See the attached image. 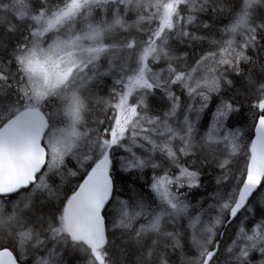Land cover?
I'll use <instances>...</instances> for the list:
<instances>
[{"label":"snow or ice","instance_id":"6c2138e0","mask_svg":"<svg viewBox=\"0 0 264 264\" xmlns=\"http://www.w3.org/2000/svg\"><path fill=\"white\" fill-rule=\"evenodd\" d=\"M262 11L264 0H61L52 7L40 0L35 9L31 0H0V29L18 37L8 61L16 72L0 64V239L7 234L20 256L18 261L0 244V264H26L29 254L31 264H67L69 248L86 253L87 264H110L105 217L113 202L112 228L127 234L140 251L137 264H170L175 253L180 264H217L225 235L219 229L234 221L235 237L224 249L227 264H251L252 252L264 257V220L246 227L255 216L250 201L254 195L264 199V82L251 74L244 80L259 93L251 105L255 139L250 145L242 146L241 132L227 127L239 111L228 100L216 105L208 130L196 140L197 123L212 97L222 86H233L225 71L245 76L241 65L256 63L249 50L264 49ZM209 12L213 18L229 17L215 29L224 37L220 40L198 34L213 29L200 19ZM129 13L135 16L131 22L125 19ZM117 29H135L146 39L106 43ZM195 43L215 50L189 67L188 53L176 55L173 44ZM109 54H122L119 65L111 59L106 67L101 64ZM110 75L117 77L110 99H94L93 85ZM174 89L199 107L188 104L181 111ZM157 98L165 102L158 114L150 103ZM91 105H102L105 118L89 119ZM200 145L224 146L221 170L246 148L242 178L226 195L212 194L215 203L207 209L191 204L182 191L200 187V173L181 163ZM117 153H123V172H159L149 184L151 203L142 192L117 194L112 175ZM69 163L83 170L82 182L57 206L58 186L52 181L59 177L63 184L64 171L77 175ZM227 178L225 171L217 183ZM210 210L216 215L204 219ZM140 220L145 223L134 228ZM181 220L187 221L185 233L165 230V224L175 227ZM186 248L195 249L196 256L188 258Z\"/></svg>","mask_w":264,"mask_h":264},{"label":"trees","instance_id":"16d2710c","mask_svg":"<svg viewBox=\"0 0 264 264\" xmlns=\"http://www.w3.org/2000/svg\"><path fill=\"white\" fill-rule=\"evenodd\" d=\"M60 2L61 0H48V5L49 7H52V6H55L56 4H59ZM224 2L225 4H228L230 3V0H224ZM31 4H32L33 9H35L40 6V0H31ZM260 15L264 16V11H262ZM133 18H135L134 15H133ZM200 19L206 20L208 21V23L212 24L213 29L212 30L202 29L200 30L198 34L209 36L210 38H214L217 40H220L223 38L222 35L219 32H217L215 29L218 27H223L224 25L229 23V17L227 14L219 15L216 18H213L212 13L209 12L208 14L201 16ZM17 38H18L17 35L5 34L3 29H0V43H2L3 45L2 47H0V64H2L6 68V70L11 71L12 73L16 72V68L14 65L9 64L8 61L11 60V51L17 41ZM131 38H135L138 42L144 40L142 37H140L139 31L132 29L127 32L119 31L116 35L107 37L105 42L119 45V44L126 42L127 40ZM260 43L261 45H264V40H261ZM208 45L209 44L207 43H203V44L195 43L191 47H185V46H178V45L173 44V47L176 49V55H180L183 52L188 53V59L186 63L189 67H192L195 64V61L199 59V57L202 54L208 51L215 50L214 47L210 45L208 46ZM248 54L253 57L256 63L241 65L242 71L245 73V76L243 77L239 76L236 73L232 72L230 69H227L225 71V75L228 77V79L233 81V86L232 87L222 86V92L220 93V95L219 96L214 95L212 97L210 107L205 110L204 112L205 114L202 113L203 115H201L200 123H197L196 140L198 143L200 141V138L203 136V134H205L206 131L208 130V124H209L208 121L211 118V114L215 111L216 105L220 104L221 100L234 101L238 107L240 106L239 107L240 110L238 112L233 113L226 123H227L228 128L233 129V130L238 129L241 132L242 137L244 139L242 146L250 145L251 140L254 139L255 128L253 127V124H254L253 112L255 110L251 108V105L253 104V102H255L259 98V93L254 87L251 89L246 87L244 84V80L248 74H251L255 81L264 82V71H262V69H264V49L257 48L255 51L249 50ZM162 66L163 64L156 66V67H162ZM115 78L117 77L110 75V76L105 77L103 82L99 86L93 85L92 92H91V95L93 96V98L94 99L95 98L110 99L109 91L114 86ZM176 94L181 97V111H183L184 107L190 104V102H184V94H182L179 90H176ZM8 99H11V96H9ZM150 103L153 106V108L156 110V114H158L159 111L163 109V105L165 104L164 101L158 98L152 99ZM91 106L93 107V113L89 116V119L105 118L100 113V109L103 107L102 105H91ZM0 110H3V109H0ZM48 111H51L50 108L48 109ZM110 114L111 113L109 112V115ZM201 147H204V149H206L205 146L203 145H201ZM202 151L203 149L199 147L195 155L183 157V160H181V163H183L185 166L190 165L189 167L192 170L198 171L200 173V187L192 188V189L185 188L182 191L186 193L185 194L186 198L191 204L198 205L199 207L207 209L209 204L215 203V201H213L210 198L213 193L215 192L217 193L218 191L219 193L226 195L232 188L236 187L238 180L242 178V173L244 171V167L246 163V157L244 155L246 148H244L239 155L235 156L234 158L233 157L231 158L232 159L231 164H230L231 167L229 166V168L227 169L228 172L226 170L227 177H228L227 180L231 178L230 179L231 181H228L227 183L225 181L221 183V185L223 186L220 185L219 187L215 186L214 180L218 176L221 179L225 175L224 170H221L218 167V164H219V161L225 157L226 150L223 145L209 146V152H211V156L216 155V157L214 156L213 157L214 159L212 158L214 161L207 162V163H204L205 161L204 162L201 161V160H205V158L203 157ZM121 155H123V153H117L116 158L114 159V162H113L112 175H113L114 185H115L117 194L123 193L124 195L121 196V198H126L130 190L133 193L142 192L146 198H149L148 202L151 203L152 201L150 197L152 196V194L149 188V184L151 182L153 175H157L159 174V172L158 171L153 172L151 170L143 171V173L136 172L132 174L123 172L120 170V167H119L120 166L119 157ZM157 159L159 160V157H157ZM68 167L74 171H77V175L70 176L68 175L67 171H64L63 184H61L59 177L54 178L52 181L54 187L58 186L57 192H58L59 199L55 201L57 206L59 205L60 200H62L65 196H70L75 186L78 183L82 182L81 177L83 175V170L79 171V169L75 167L74 163H69ZM86 168H87V165H86ZM11 199L14 201L18 199V197L13 196ZM262 200H263V203L260 202L258 196L254 195V197L250 201L252 204L255 216H254V219L250 220V222L246 224V227L249 229L252 227L253 224L259 222L260 220H264V199ZM115 207L116 205L113 202L108 208V215H106L107 226L109 228V233H108L109 244L106 246L105 250L109 253L108 259L110 261V264H137L138 257L140 256V251L131 241L128 240L127 234H122L120 230H116L112 228L113 221L116 219V212L113 213L112 211ZM8 211H10V207L7 206V202H6V212ZM193 211H195V209H193ZM209 215L214 216L216 215V212L214 211L208 214L206 217H204V219L207 220L209 218ZM138 223L139 224L145 223V221L144 220L138 221L137 224H134V228L139 226ZM186 224H187V221L185 220H181V222L179 221L178 224L175 226V228L172 225L165 224V230L167 231H177L178 230L182 233H185ZM237 224H238V221H234L232 225L226 228L224 232L225 235L223 236V239H222L221 254L219 256V259L217 260V264H227L228 254L224 252V249L229 244L232 243V240L234 239L236 231H237ZM223 229L224 227H221L219 230L223 231ZM162 243L164 242L162 241ZM0 244H2L3 247H9L10 249H12L14 253L16 254V256H18L17 257L18 260L20 259L19 253L13 247L12 239L8 237L7 234L2 235V239H0ZM196 254L197 253L195 249L186 248V256L188 258H194ZM64 259L67 262V264H87L88 255L86 253H81L79 251H72L71 248H69L68 250L65 251ZM250 261H251V264H261V262L264 261V257L259 255L257 252H252L250 254ZM26 264L28 263L26 262ZM170 264H180L179 253L171 254Z\"/></svg>","mask_w":264,"mask_h":264},{"label":"rangeland","instance_id":"374dc122","mask_svg":"<svg viewBox=\"0 0 264 264\" xmlns=\"http://www.w3.org/2000/svg\"><path fill=\"white\" fill-rule=\"evenodd\" d=\"M99 11V10H98ZM95 19L96 20H98V19H100V13L99 12H97L96 13V15H95ZM108 19L110 20L111 19V16H109L108 17ZM125 19L127 20L128 19V21L129 22H131L132 20H134L135 18H133V14L132 13H129L126 17H125ZM77 27H79V25H77ZM144 27H146V26H144ZM119 31H121V30H119V29H117L111 36H114V35H116ZM140 37H142L144 40L146 39V36L145 35H143L141 32H140ZM121 58H122V54H116V55H113V54H109L108 56H106L105 58H103L102 60H101V64L102 65H104L105 67L107 66V60H109V59H111L112 60V62L113 63H116L117 65H119V63H120V60H121ZM184 102H190V104L192 103L194 106H198L199 107V104L197 103L198 101H196V100H190L189 101V98L186 96V95H184ZM50 110L52 111V109L50 108ZM201 120V119H200ZM200 120H199V122L198 123H200ZM209 124H208V127L210 126V124H211V118L209 119ZM204 135V134H203ZM243 137H242V135H241V138H240V143H241V145H243ZM220 146V145H219ZM200 148H201V145L199 146ZM203 148V151H202V154H203V157L205 158V160H201L202 162H204V163H207L208 161L209 162H211V161H213V157L214 156H216V155H214V156H211V152H209V147H205L206 149L204 150V147H202ZM208 150V151H207ZM205 152V153H204ZM207 154V155H206ZM211 157V158H210ZM213 158V159H212ZM210 159V160H209ZM182 160H183V158H182ZM165 163V166H168L167 165V163L166 162H164ZM192 163V162H191ZM120 167V166H119ZM118 167V168H119ZM85 168H86V165H85ZM146 170H151V171H153L152 169H145L144 171H146ZM79 171H82V170H79ZM218 178H219V176L218 177H216L215 178V180H214V182H215V186H217V187H219L220 185H221V183L222 182H228V180H221V183H217V180H218ZM220 179V178H219ZM229 181H230V178H229ZM259 200H260V202L261 203H263V200L261 199V198H259ZM116 208V207H115ZM115 208L112 210L113 211V213H115ZM212 212H214V210H210L209 211V214L210 213H212ZM220 231V230H219ZM40 255H43V252H41L40 253ZM32 256H30V254H29V259H28V261H27V263L28 264H31V260H32V258H31Z\"/></svg>","mask_w":264,"mask_h":264},{"label":"bare ground","instance_id":"6f19581e","mask_svg":"<svg viewBox=\"0 0 264 264\" xmlns=\"http://www.w3.org/2000/svg\"><path fill=\"white\" fill-rule=\"evenodd\" d=\"M128 20V19H127ZM116 31V30H115ZM224 38V37H223ZM200 44V43H199ZM204 46H206V45H204ZM209 46V45H208ZM177 47V46H176ZM201 47V46H200ZM199 47V48H200ZM198 48V49H199ZM184 50V49H183ZM189 50V49H188ZM179 51H181V50H179ZM207 51V50H206ZM191 52V51H190ZM112 83V82H111ZM112 86V85H111ZM227 93V92H226ZM179 96V95H178ZM222 97V96H221ZM218 100V99H217ZM190 101V100H189ZM198 103V102H197ZM192 104V103H191ZM199 104V103H198ZM157 107V106H156ZM240 107V106H239ZM183 108V107H182ZM212 109V108H211ZM158 110H159V108H158ZM240 110V109H239ZM209 111V110H208ZM205 114V113H204ZM246 114V113H245ZM203 115V114H202ZM236 116V115H235ZM204 117V116H203ZM235 118V117H234ZM245 120V119H244ZM236 122V121H235ZM240 123V122H239ZM247 124V123H246ZM204 125V124H203ZM230 125V124H229ZM242 126V125H241ZM250 126V125H249ZM203 128V127H202ZM238 128V127H237ZM205 129V128H204ZM204 131V130H203ZM199 132V131H198ZM198 136V135H197ZM202 148V147H201ZM203 149V148H202ZM215 149V148H214ZM217 149V148H216ZM205 150V149H204ZM201 151V150H200ZM208 151V150H207ZM224 152V151H223ZM205 153V152H204ZM222 154V153H221ZM207 155V154H206ZM214 155V154H213ZM219 155V154H218ZM216 157V156H215ZM220 157V156H219ZM199 158V157H198ZM211 158V157H210ZM234 158V157H233ZM238 158V157H237ZM210 160V159H209ZM232 160V159H231ZM214 161V160H213ZM209 162V161H208ZM216 162V161H215ZM196 163V162H195ZM190 166V165H189ZM231 167V166H230ZM195 168V167H194ZM119 170V169H118ZM217 170V169H216ZM226 170H224V172H225ZM227 172H228V170H227ZM240 172V171H239ZM112 173H113V170H112ZM234 174V173H233ZM121 177V176H120ZM219 179V178H218ZM231 179V178H230ZM229 181V180H228ZM231 181V180H230ZM239 181V180H238ZM202 182V181H201ZM236 182V181H235ZM205 183V182H204ZM223 183V182H222ZM227 183V182H226ZM203 186V185H202ZM221 186H223V185H221ZM204 187V186H203ZM217 187V186H216ZM229 187V186H228ZM230 188V187H229ZM207 189V188H206ZM210 189V188H209ZM194 190V189H193ZM204 190V189H203ZM211 190V189H210ZM201 191V190H200ZM212 191H214V190H212ZM225 191V190H224ZM205 192V191H204ZM207 192H209V191H207ZM218 192V191H217ZM185 193V192H184ZM216 193V192H215ZM186 194V193H185ZM194 194V193H193ZM209 194V193H208ZM214 194V193H213ZM197 195H199V194H197ZM207 195V194H206ZM204 197V196H203ZM199 198V197H198ZM196 201V200H195ZM209 202V201H208ZM212 202V201H211ZM210 203V202H209ZM194 204H196V203H194ZM200 205V204H199ZM202 208V207H201ZM263 211V210H262ZM259 213V212H258ZM207 216V215H206ZM205 216V217H206ZM186 221V220H185ZM181 222V221H180ZM137 224V223H136ZM138 225H139V223H138ZM170 227V226H169ZM175 228V227H174ZM176 228H178V227H176ZM226 230V229H225ZM225 230L223 229V231L225 232ZM183 231V230H182ZM228 231V230H227ZM117 232V231H116ZM119 237V236H118ZM222 239H223V237L221 238V241H222ZM225 243V242H224ZM226 246V245H225ZM224 248V247H223ZM10 250H12V249H10ZM13 251V250H12ZM14 252V251H13ZM191 252V251H190ZM30 256H31V254H30ZM257 256V255H256ZM18 257V256H17ZM32 258V257H31Z\"/></svg>","mask_w":264,"mask_h":264},{"label":"water","instance_id":"95a60500","mask_svg":"<svg viewBox=\"0 0 264 264\" xmlns=\"http://www.w3.org/2000/svg\"><path fill=\"white\" fill-rule=\"evenodd\" d=\"M254 139H255V136H254ZM253 139V140H254ZM114 180V179H113ZM105 220H106V217H105ZM106 225H107V220H106ZM227 227H224V230L226 229ZM224 232V231H223ZM108 239H109V236H108ZM14 253V252H13ZM14 255H16L15 253H14ZM18 259V258H17ZM19 261V260H18Z\"/></svg>","mask_w":264,"mask_h":264}]
</instances>
